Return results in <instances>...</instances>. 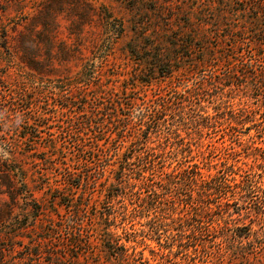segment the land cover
Segmentation results:
<instances>
[{"label": "rangeland", "instance_id": "1", "mask_svg": "<svg viewBox=\"0 0 264 264\" xmlns=\"http://www.w3.org/2000/svg\"><path fill=\"white\" fill-rule=\"evenodd\" d=\"M46 1L0 11V264H264V40L154 68L136 0Z\"/></svg>", "mask_w": 264, "mask_h": 264}, {"label": "trees", "instance_id": "2", "mask_svg": "<svg viewBox=\"0 0 264 264\" xmlns=\"http://www.w3.org/2000/svg\"><path fill=\"white\" fill-rule=\"evenodd\" d=\"M23 0H0V11L5 12V6H21ZM137 3L126 6L132 12L130 18H126L134 31L135 36L138 37L139 51L135 50L132 42L128 43L129 51L132 54L142 52L143 48L148 45L151 49H156L157 45L162 42H148L158 36L164 38L162 48H157V54L142 56L145 59H150L149 63L155 68L157 65L166 64L169 68L172 67V60L180 61L184 56L189 57V63L206 62L205 55L210 53L211 47L209 45L210 39L215 38L219 42L216 47L223 46V42L232 41L231 47L236 41H240L244 35H249L250 41L255 39L264 40V0H136ZM47 8L49 13L54 11V8L48 4V0L43 7ZM103 11L100 13L107 22L111 18L110 12H106L107 7L100 6ZM236 16V19L233 18ZM234 20V22H233ZM237 20V21H236ZM121 28L115 30L122 34L125 30V25L121 21ZM49 24H46L45 29L49 30ZM113 27H115L113 25ZM214 27V28H213ZM220 31H219V30ZM3 32V39L5 43L8 40V34L5 25L1 26ZM222 31V32H221ZM142 38V39H141ZM143 43H146L145 45ZM201 52V57L196 59L192 55V50ZM173 56V57H172ZM152 60V61H151ZM30 66L35 61L31 60ZM34 67V66H33ZM170 72V70H165ZM163 72V70H162ZM5 165L6 169H0L5 176H7V192L15 203L16 196L22 191H27L26 183L20 179L19 185L14 181L12 175L7 170H13L7 161L0 162ZM15 175V173H13ZM23 176V175H22ZM32 201V199H31ZM25 204L30 205V201L24 199ZM8 205V204H7ZM71 204L66 202L65 207L69 209ZM34 216H37L42 209L39 205L31 206ZM11 208V207H9ZM75 216V214H73ZM70 217L71 223L68 228H75V220ZM74 222V223H72ZM57 226H61L55 223ZM47 233L49 239H62L68 237L61 235L59 230H56L54 225L49 222L47 226ZM70 239L77 241L81 240V233L67 232ZM57 234V235H56ZM69 239V238H68ZM44 242V241H42ZM52 251L51 253H53Z\"/></svg>", "mask_w": 264, "mask_h": 264}]
</instances>
